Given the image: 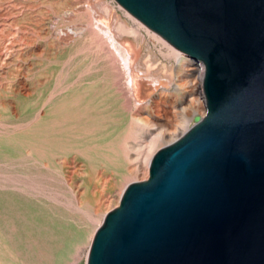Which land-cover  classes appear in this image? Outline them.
Masks as SVG:
<instances>
[{
    "label": "rangeland",
    "instance_id": "rangeland-1",
    "mask_svg": "<svg viewBox=\"0 0 264 264\" xmlns=\"http://www.w3.org/2000/svg\"><path fill=\"white\" fill-rule=\"evenodd\" d=\"M179 53L116 0H0V264H87L123 191L149 180L153 139L158 153L206 115L204 94L196 113L176 91ZM133 76L152 101L134 102Z\"/></svg>",
    "mask_w": 264,
    "mask_h": 264
},
{
    "label": "water",
    "instance_id": "water-1",
    "mask_svg": "<svg viewBox=\"0 0 264 264\" xmlns=\"http://www.w3.org/2000/svg\"><path fill=\"white\" fill-rule=\"evenodd\" d=\"M201 61L207 112L153 159L87 264H264V0H116Z\"/></svg>",
    "mask_w": 264,
    "mask_h": 264
},
{
    "label": "bare ground",
    "instance_id": "bare-ground-1",
    "mask_svg": "<svg viewBox=\"0 0 264 264\" xmlns=\"http://www.w3.org/2000/svg\"><path fill=\"white\" fill-rule=\"evenodd\" d=\"M161 38L164 39L163 37H161ZM166 42H168V41H166ZM127 45L130 47L129 44H127ZM171 46L174 47L173 45H171ZM129 47L126 48V49L129 50ZM132 47H134V46H132ZM133 50H132V54L131 55H130L131 52L127 53V54L130 55V59L129 60H130V62L132 64L135 63V61L137 60V57L139 55V53H135V52L133 53ZM176 50H178V49H176ZM125 51H127V50H125ZM181 53L183 55H185V57L189 58L190 60L187 61V62H182L183 59L182 60L180 59V53H179V55H178V58H179V60H178L179 61L178 62L179 63V71H183V70H185V71H184V75H183V79H182V81L184 83L182 85H178V89L176 91L180 92L182 90V88L189 89V94L190 95H189V99H188L189 102L188 103L190 104V110H194L197 113V112L200 111V109H202L201 108L202 107V103L200 101V97L203 95L201 87L199 85V78L203 74V72L205 71L206 67L201 61H197V60L187 56L183 52H181ZM149 82L147 80H145V79H142V78L138 77V76H133L132 77L131 82H130V88H131L130 92H132V95H133V98H134V102L136 101L135 103H137V104L146 103L147 104L149 102V100L152 99L150 97L153 95V93H155L157 91V87L158 86L156 87V85L151 84ZM150 101H152V100H150ZM155 106L157 108L158 114H161L162 113L161 104H155ZM138 121L141 122L140 120H138ZM143 123L146 124V122H143ZM176 134H177V132L172 133V135H176ZM158 142H159V136L155 137L153 139L152 145L150 144L151 146L149 145L150 146L149 155L145 159L146 162H147V172H148L149 168L151 167V163H152L154 157L160 152L159 151L157 153V151H156ZM126 190L123 191V193L119 197L120 202L122 201V198H123Z\"/></svg>",
    "mask_w": 264,
    "mask_h": 264
}]
</instances>
